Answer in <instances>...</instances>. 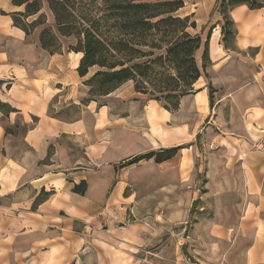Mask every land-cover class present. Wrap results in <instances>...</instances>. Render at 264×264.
Listing matches in <instances>:
<instances>
[{
  "label": "crops",
  "instance_id": "crops-1",
  "mask_svg": "<svg viewBox=\"0 0 264 264\" xmlns=\"http://www.w3.org/2000/svg\"><path fill=\"white\" fill-rule=\"evenodd\" d=\"M195 15L198 21L200 14ZM229 17L236 29L233 43L219 45L220 30L215 28L208 44L210 61L212 57L222 61L229 52L245 53L248 59L220 64L215 77L223 94L213 104H210L213 92L210 97L208 87L192 94V109L205 110L202 122L209 123L202 131L188 123H182L179 128L168 125L172 112L164 108L161 114L165 129L161 137L129 130L127 125L138 121L136 118L141 119L138 123L145 122L149 127L148 121L158 114L153 108L140 111L141 107L154 106L157 101L150 99L145 103L136 96L142 94L133 91L136 95L121 110L109 102L98 107L107 128L98 142L96 120L90 122L87 115L67 120L47 113L51 100L58 94L53 87L57 89V84L63 87L68 82L53 80L57 71L54 58L34 65V76H25L27 84L44 78L42 89L38 93L35 87L25 88L35 93L30 101L21 93L16 99H5L12 108L5 114L9 119L7 125L0 123V134L5 139L0 142V264H18V261L39 264L44 259L48 260L47 264H55V259L64 264L71 254L85 253V235L74 232L72 237L64 235L61 228L64 219L57 215L60 212L68 215L65 218L72 220L76 230L81 231L77 225L84 223L94 235L104 230L102 233L114 235L124 243L131 242L127 237L136 239L138 248L150 235L163 234L161 230L167 228L164 222H180L186 216H193L195 221L188 234L177 237V243L173 238L175 250L185 244L199 264H264V150L252 146L253 140L264 135V38L258 34L264 35V4L261 8L237 4ZM0 20L5 19L0 17ZM7 20L12 31L0 28V41L24 43V31L13 26L11 18ZM250 50H254L251 57ZM259 56L261 61L257 60ZM238 67L245 69V80L228 73ZM24 68L27 70L28 66ZM220 70L227 71L221 78ZM212 88L214 91L213 85ZM17 118L21 119L20 143L25 148L20 151L18 144L9 142L15 135L9 124ZM191 129L194 130L189 134ZM177 132L190 137L204 133L207 144L201 151L204 161L196 168L197 172L202 171V177L191 176L182 181L189 187L185 191L178 190L182 183L179 179H161L167 174L177 175L174 156L163 161L152 157L123 164L137 155L179 145L174 140ZM64 135L85 138L81 159L71 160L68 149L57 141ZM143 166L151 169L149 172L157 178L152 181L141 178L147 173L141 169ZM135 173L138 179L131 185L130 176ZM81 181L85 183L84 192L74 191ZM128 186L137 191L138 198L131 192L124 194ZM150 189H154L153 194ZM44 193L46 196L37 200ZM52 199L57 207L50 211L45 207ZM102 214L110 218L102 220ZM36 215L47 219L36 220ZM129 217L131 223L127 222Z\"/></svg>",
  "mask_w": 264,
  "mask_h": 264
},
{
  "label": "rangeland",
  "instance_id": "rangeland-1",
  "mask_svg": "<svg viewBox=\"0 0 264 264\" xmlns=\"http://www.w3.org/2000/svg\"><path fill=\"white\" fill-rule=\"evenodd\" d=\"M215 4V0H185L184 5L181 7V9L178 10V13L183 16L192 15L191 20H194L196 22V28L189 29L190 32H198L203 38H205L208 29L211 28V32L209 35L210 37L215 28H219V30H221V26H219V24L221 23L222 18L218 13ZM19 9L22 8H15L11 5V0H0V17L1 19H5L0 20V28H5V30L7 31H12L11 28L7 26V19L11 18V16L9 15L10 12ZM196 12L200 14V17L197 18L198 21H196ZM40 30L41 28L38 27L30 35L26 36V38L23 40L24 43H16L15 41H9L8 39L3 40L2 42L0 41V123L2 124L0 125H7L9 119L5 114L12 108V106L7 101H5V99H16L19 93L25 95L26 100L29 99L30 101V99L34 98V91H25V88L33 89V87H35L39 93L42 89V84L46 81L44 80V78L38 81L33 80L30 81L32 85H28L29 83L27 84L28 81L26 80V77L32 78L34 76L33 73L36 72L34 69L36 67H34V65L38 66L47 59L54 58L57 64V71H55L56 76L53 80H57L59 82L63 81L64 83L68 82V85H63L62 87L61 85L57 84L56 88L58 90L55 89V86L53 87V91H57L58 94L53 97V100H51L47 113L67 120H78V118H81L82 115H87V119L90 122H94V120H96L95 122L97 134L95 137L98 142L101 141L106 134L105 131L107 128L106 126H103L104 124H106V120H103L105 119V117L102 118L101 113L98 111V107L101 105H106V103L109 102L115 106V109L121 110L125 106V103L128 100L133 99L132 97L136 95L133 93V91H136L134 90L133 83H131L130 81L124 82L120 85V87L106 94L107 97L106 95L97 94L91 96L89 94V87L86 84H83V80L89 77L95 71V68H91L89 74L85 77L78 76L79 74L76 70V67L82 55L70 49V46L76 45V39L71 36L61 37V50L59 52L51 54L48 51L46 52L45 50H43L39 45L38 35ZM258 34L262 38H264V35L261 32ZM232 40L233 37L227 38L225 42H222L221 36L219 34V45L224 43L225 46H231L233 43ZM24 48H26V51ZM8 55L10 57H8ZM252 55H254V50H250L249 52V56L251 57ZM243 57L248 59L245 53L235 54L231 52H229V55L225 56L222 61H220V59H218L217 57H212L213 61L210 63H213L214 67L210 66V64L207 66L205 74H202L198 78V82H195L196 84L194 83L193 86L195 90L197 91L202 87H207L209 82L212 83L213 87H215V90L212 91L213 97L210 100V104H213L215 98L223 94V88H220L219 83L217 82L215 77L217 70L221 69L220 64L226 60L241 61ZM257 60L261 61L262 56H259ZM25 66H28L27 70L26 68H24ZM226 73L227 71L220 70L218 71V77L221 78L222 75H225ZM228 73L230 75L233 74L236 79L244 78L245 80L246 78V71L242 67H238L236 68V70H230V72L228 71ZM212 77H214V80L212 79ZM194 92L192 94H194ZM141 94L142 95L137 94L136 96H140V100L145 103H147L146 101L152 99L143 93ZM192 94L181 99L179 101L177 109H175V111H171L172 116L167 122L168 125L179 128L180 126H182V123H188V125H190L192 128L196 127L195 129L202 131L204 130V126L206 124H209L205 120L202 122L205 110H202L200 108L192 109L194 104V96ZM121 99L123 100V102L121 101ZM150 108H153L154 112L158 114L156 117H153L148 121L149 127L145 126V122L138 123V121L141 120L139 118L135 119L138 121L129 123L127 126L129 130L133 132H147V134L161 137V133L163 132V129H165L163 116L161 114V109L163 108V106L157 101L154 106L145 105L144 107H141L140 111L144 113L145 111L147 112ZM253 110L256 111L257 109L254 108ZM210 119L211 116H209L208 121H210ZM20 122L21 119L17 118V120H15L13 124H9L13 127L15 132L14 138L9 142L18 144L19 150L17 151L25 149L24 145L20 143V136L23 133ZM193 130L194 129H191V131H189L188 133L192 134ZM193 137L186 135L185 132H177V137L174 140L179 145H170L167 147H180L173 157L175 166H177L175 168L178 170V173L176 176L172 174L162 176V180L177 178L180 180V182H182L186 181V179H189V177L191 176L193 178L197 177L201 179L202 171L197 172L196 168H200V165L204 161V154L201 153V151L203 152L204 147H206L205 145L207 144L205 141L204 133H199L198 135H195ZM57 141L68 149L71 160L75 161L77 159H81V155L84 151V146L86 145V140L84 137H82L81 135H79L78 137L64 135L57 139ZM0 142H5V139L2 138L1 134ZM235 142L237 143L238 141ZM253 142L254 143H252V146H256L257 148L262 149V151L264 150V135L255 139V141L253 140ZM259 143H262L263 147H259ZM53 148L54 147L52 145L49 150L50 153L53 151ZM127 163V161L123 162V164L125 165ZM141 169L147 172L144 173L141 178L149 181L157 178L153 172H149L151 171V169H148L145 166H143ZM130 179H132V182ZM130 179L129 181L131 182V185H134L133 183H136L138 179V177H136V173L133 175L131 174ZM180 185L181 187L178 188L179 191H185L186 188H189L185 186L183 182ZM149 191H151V194H153L154 189H150ZM130 192L133 193L134 198H138L137 191H132L131 186H128V188L125 189L124 194H128ZM45 196L46 194L44 193L43 195H40L37 200L42 199ZM54 199L51 200V204H48V206L46 205L45 208L47 210L51 211V209L57 207V202ZM118 210L120 209L118 208ZM57 215L61 216L62 220L64 219L61 225V228L64 230V235L67 236L68 234L70 237H72L71 234L72 232H74L80 236L85 235L86 237V245L84 247L86 249V252L82 253V255L79 254V256L71 254V256L65 261L64 264H199V260L189 254L186 248L187 246L185 244L181 246L180 250H175L173 244V238H176L175 241L177 243V237H183L188 234L190 225L195 221L193 216H186L180 222H164L165 224H167V228L161 230L163 234H159L156 236L150 235V237L145 239V243L143 245H140V248H138L136 247L137 243H135L136 239L134 240L127 237L126 239L130 240L131 242L124 243L114 235L108 236L107 233H102V231L104 232V230L99 232L97 231L96 235H94L92 234L91 229H87L88 226L84 223H78L77 225V228H80L81 231L76 230V228L74 229L72 226V220L69 218H65L68 215H65V213L63 212L57 213ZM101 218L102 220H107V218L110 217H108L106 214H102ZM130 218L131 217H129V220L127 221L128 223H131L132 219ZM37 219L45 221L44 219L47 218L44 216L36 215V220ZM23 224H27V222H23ZM23 224H21V226H23ZM184 226L186 227L185 229H183ZM174 231L176 232V234H173ZM112 232L114 231L112 230ZM119 232L120 231H118V233ZM55 260V264H63L59 263V259ZM38 263L47 264L48 260H39ZM18 264L22 263L18 261ZM23 264H27V262L24 261Z\"/></svg>",
  "mask_w": 264,
  "mask_h": 264
},
{
  "label": "trees",
  "instance_id": "trees-1",
  "mask_svg": "<svg viewBox=\"0 0 264 264\" xmlns=\"http://www.w3.org/2000/svg\"><path fill=\"white\" fill-rule=\"evenodd\" d=\"M185 0H11L12 25L30 35L38 27L40 47L53 54L61 50V37H74L70 46L81 54L76 67L89 94L106 95L124 82L134 90L158 101L164 109L175 111L180 99L195 90L194 83L210 64L208 29L205 38L198 32L192 15H180ZM237 4L263 7V0H216L221 15L222 41L234 37L236 29L229 17ZM213 28V27H212ZM81 52V53H80ZM75 53V54H76ZM212 97V85L208 83ZM4 105V104H3ZM180 147L137 155L128 159L163 161ZM83 193L85 183L75 185Z\"/></svg>",
  "mask_w": 264,
  "mask_h": 264
},
{
  "label": "built area",
  "instance_id": "built-area-1",
  "mask_svg": "<svg viewBox=\"0 0 264 264\" xmlns=\"http://www.w3.org/2000/svg\"><path fill=\"white\" fill-rule=\"evenodd\" d=\"M262 146V143H259V147H261ZM263 147V146H262Z\"/></svg>",
  "mask_w": 264,
  "mask_h": 264
}]
</instances>
